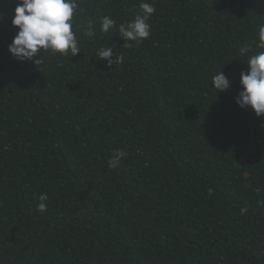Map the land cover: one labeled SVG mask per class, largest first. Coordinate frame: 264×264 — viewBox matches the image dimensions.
Masks as SVG:
<instances>
[{"label":"trees","instance_id":"trees-1","mask_svg":"<svg viewBox=\"0 0 264 264\" xmlns=\"http://www.w3.org/2000/svg\"><path fill=\"white\" fill-rule=\"evenodd\" d=\"M16 2L0 0V264H264V116L235 102L264 0H144L138 45L118 29L141 0H77L82 52L36 64L8 51Z\"/></svg>","mask_w":264,"mask_h":264},{"label":"clouds","instance_id":"clouds-1","mask_svg":"<svg viewBox=\"0 0 264 264\" xmlns=\"http://www.w3.org/2000/svg\"><path fill=\"white\" fill-rule=\"evenodd\" d=\"M77 0H17L14 8L12 25L18 28V32L8 46L9 53L17 60L24 62L36 57L34 63H38V56L41 51H47L52 55L76 56L82 50L77 32L73 30L74 17L77 15ZM140 11L135 14L133 20L121 23L119 26L120 37L124 41L135 42L137 45L149 38L151 25L148 23L151 15L156 11L153 4L141 0ZM3 13H0V19ZM116 21L109 17H101L100 31L110 33ZM83 34L89 39H94L95 28L93 21L89 20L85 25L80 26ZM79 31V29H78ZM257 49L261 51L251 55L246 64L247 71L240 73L241 91L238 92L235 102L241 108H250L257 117L264 116V24L258 25ZM131 43H126L125 47H131ZM242 55L250 51V46H242L239 49ZM97 59L106 61V68L116 67L123 63L124 57L117 56L113 47L101 46L95 53ZM212 87L217 92L229 90L231 81L220 70L212 77ZM127 153L120 149H114L108 160L109 168H116L121 159ZM209 189V194H211ZM40 203L37 210L44 212L47 210L48 196L41 193L38 197ZM246 208L241 209L245 213Z\"/></svg>","mask_w":264,"mask_h":264}]
</instances>
